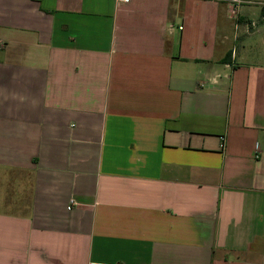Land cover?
<instances>
[{
    "label": "crops",
    "instance_id": "crops-1",
    "mask_svg": "<svg viewBox=\"0 0 264 264\" xmlns=\"http://www.w3.org/2000/svg\"><path fill=\"white\" fill-rule=\"evenodd\" d=\"M0 264H264V0H0Z\"/></svg>",
    "mask_w": 264,
    "mask_h": 264
},
{
    "label": "built area",
    "instance_id": "built-area-1",
    "mask_svg": "<svg viewBox=\"0 0 264 264\" xmlns=\"http://www.w3.org/2000/svg\"><path fill=\"white\" fill-rule=\"evenodd\" d=\"M120 2H124V3H128L129 0H118ZM233 3L237 4V5H241L244 3V0H231Z\"/></svg>",
    "mask_w": 264,
    "mask_h": 264
},
{
    "label": "trees",
    "instance_id": "trees-1",
    "mask_svg": "<svg viewBox=\"0 0 264 264\" xmlns=\"http://www.w3.org/2000/svg\"><path fill=\"white\" fill-rule=\"evenodd\" d=\"M229 57H230V56L228 55V56L223 60V62H224V63L229 62V61H230Z\"/></svg>",
    "mask_w": 264,
    "mask_h": 264
},
{
    "label": "rangeland",
    "instance_id": "rangeland-1",
    "mask_svg": "<svg viewBox=\"0 0 264 264\" xmlns=\"http://www.w3.org/2000/svg\"><path fill=\"white\" fill-rule=\"evenodd\" d=\"M2 176H7V173H5V174H2Z\"/></svg>",
    "mask_w": 264,
    "mask_h": 264
}]
</instances>
